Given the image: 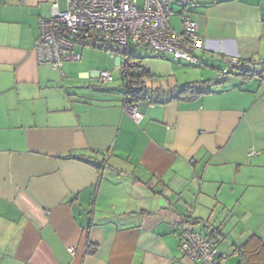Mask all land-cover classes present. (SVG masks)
<instances>
[{"label": "crops", "instance_id": "crops-1", "mask_svg": "<svg viewBox=\"0 0 264 264\" xmlns=\"http://www.w3.org/2000/svg\"><path fill=\"white\" fill-rule=\"evenodd\" d=\"M180 1L170 7L197 25L198 65L146 54L161 103H140L137 124L124 84L94 95L53 86L34 43L54 0H0V264H193L179 251L181 223L218 246L231 216L237 264L250 236L264 242V0ZM216 62L228 69L221 88L206 80L209 94L168 100L183 63Z\"/></svg>", "mask_w": 264, "mask_h": 264}, {"label": "built area", "instance_id": "built-area-1", "mask_svg": "<svg viewBox=\"0 0 264 264\" xmlns=\"http://www.w3.org/2000/svg\"><path fill=\"white\" fill-rule=\"evenodd\" d=\"M190 3L191 0L180 1L184 9ZM50 11L49 18L39 21L34 51L37 62L53 70L61 72L64 63L80 60L75 48L79 44L77 40L83 38L122 49L145 47L153 53L168 54L174 60L198 65L193 56L202 47L197 25L182 12V30L176 32L170 24L173 12L169 0H65V10L53 3ZM118 67L131 89L143 88L150 82L149 78L136 77L140 69L135 63L123 60ZM227 72L228 69L223 70L220 78ZM96 78L102 85L113 82L112 74L105 71L98 72ZM139 107V103L127 102L123 109L137 124L143 120ZM254 154L251 150L248 156ZM192 223L187 220L181 223V254L193 264H225L227 256L220 252L213 239L188 229ZM68 251L73 253L72 248Z\"/></svg>", "mask_w": 264, "mask_h": 264}, {"label": "rangeland", "instance_id": "rangeland-1", "mask_svg": "<svg viewBox=\"0 0 264 264\" xmlns=\"http://www.w3.org/2000/svg\"><path fill=\"white\" fill-rule=\"evenodd\" d=\"M57 2L60 6V10H64V0H54V3ZM175 11L176 8L174 7ZM176 17V16H175ZM174 16L170 19V24L173 26V28L179 32L181 31V23L180 19ZM49 18V17H48ZM128 50L134 54V56L137 59L129 60L130 63L138 64L140 60L145 58V55H151L154 54L151 50L145 48V47H129ZM75 52L81 57L79 61H70L64 63L62 67V72L57 71L54 79L53 86L54 87H64L68 94H75L79 91H88L89 93H92L94 95L93 89H97L96 91L105 90V89H111L116 91V93H121V90L123 89L121 85L123 84V80L121 77V71L120 68L114 69V60L118 58L119 56H112L108 52H104L99 49H93L91 47H83L81 44H77L75 48ZM165 56L169 57L170 55L164 54ZM120 58V57H119ZM125 59L120 58V62H122ZM211 61V60H210ZM185 63V62H184ZM184 68H179L180 70L177 71V75L173 78L177 79L176 84H184L185 82H193V81H206L210 80L212 88H221L222 84H219V79L221 71H217L216 68L218 67V62L216 63H209L210 66H213L215 69L207 68L203 65L200 66H192L188 64H184ZM120 65V64H119ZM118 65V66H119ZM222 70V69H220ZM83 71H89V72H103L106 71L113 76V82L108 83L106 86L99 85L97 82V79L94 78H87V80L82 81L78 79L79 73ZM63 73V76L66 78H61V74ZM172 78V79H173ZM228 78H232L231 75ZM150 81L155 82L156 80L159 81L160 78H149ZM165 80H168V78H165ZM126 81V80H125ZM166 83V82H163ZM175 84V85H176ZM224 84V83H223ZM95 85V86H94ZM98 86V88H96ZM67 87V88H66ZM93 87V88H92ZM174 87V86H173ZM92 89V90H88ZM172 90H176V88H173ZM57 92V90H54ZM73 91V93H72ZM213 217H218V211H215L212 215ZM220 218V217H218ZM225 217H223L224 219ZM223 219H221L222 225V231L225 234L224 236H227V240L222 241L220 244H218V249L220 252L228 256L225 260V264H237V257L232 255V243L234 240H236L237 233V227L236 223L237 220L234 217H230L229 220H227L225 223H222ZM196 231L200 230L199 226H194Z\"/></svg>", "mask_w": 264, "mask_h": 264}, {"label": "trees", "instance_id": "trees-1", "mask_svg": "<svg viewBox=\"0 0 264 264\" xmlns=\"http://www.w3.org/2000/svg\"><path fill=\"white\" fill-rule=\"evenodd\" d=\"M77 43L83 47H91L93 49H99L104 52L118 55L120 58L125 59L128 62L132 59H137L128 49H122L112 44H104L93 38H83L77 40ZM140 72L136 75L139 78H152L148 70L141 64H137ZM237 67V66H236ZM242 70L241 66H238ZM242 72V71H241ZM256 74V73H255ZM246 78H250L253 74L251 72H244L240 74ZM124 86V105L128 103L140 104V103H161L158 98H154L151 94V90L148 89L147 85L140 89H131L127 87L125 83V77L122 76ZM207 82H191L185 83L179 87L178 93L175 97H171L168 100H181L182 96L187 99L196 98L198 96L206 95L210 93V90L205 86ZM205 86V87H204ZM81 155H67L65 159H77L82 160ZM211 238V237H210ZM212 239V238H211ZM214 240V239H213ZM215 242V240H214ZM235 252L239 256L240 264H264V242H262L257 236H250L241 246L235 249Z\"/></svg>", "mask_w": 264, "mask_h": 264}]
</instances>
